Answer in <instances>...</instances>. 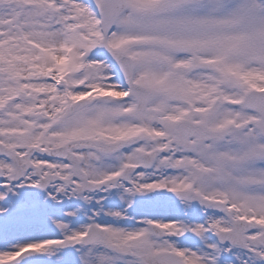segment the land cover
<instances>
[{"label": "snow or ice", "instance_id": "obj_1", "mask_svg": "<svg viewBox=\"0 0 264 264\" xmlns=\"http://www.w3.org/2000/svg\"><path fill=\"white\" fill-rule=\"evenodd\" d=\"M0 264H264V0H0Z\"/></svg>", "mask_w": 264, "mask_h": 264}]
</instances>
